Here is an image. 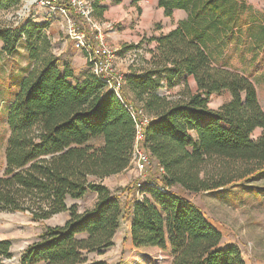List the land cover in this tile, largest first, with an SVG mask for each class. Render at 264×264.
Here are the masks:
<instances>
[{"label":"trees","instance_id":"obj_1","mask_svg":"<svg viewBox=\"0 0 264 264\" xmlns=\"http://www.w3.org/2000/svg\"><path fill=\"white\" fill-rule=\"evenodd\" d=\"M98 3L92 1L95 18ZM157 6L164 17L174 10L187 17L146 40L156 46L124 76L122 99L131 96L151 117L143 144L164 170L165 190L139 185L143 197L123 204L102 184L131 167L135 128L123 103L90 72L74 80L67 66L60 70L43 26L22 20L0 27L3 50L11 54L23 41L33 64L7 112L0 213L27 212L35 221L69 213L23 250L19 264H105L88 256L112 247L126 218L132 246L168 250L170 264H245L239 248L221 247L222 236L204 213L172 189L211 192L233 179L264 176V112L251 82L264 68V12L245 0H158ZM184 76L193 78L196 93L179 101L158 94ZM224 91L230 100L210 109L207 98ZM96 138L102 139L97 147ZM88 193L96 195L91 208L67 206ZM10 256V242L0 240V264Z\"/></svg>","mask_w":264,"mask_h":264},{"label":"rangeland","instance_id":"obj_2","mask_svg":"<svg viewBox=\"0 0 264 264\" xmlns=\"http://www.w3.org/2000/svg\"><path fill=\"white\" fill-rule=\"evenodd\" d=\"M33 0H0V27L16 26L18 22L30 20L44 27L43 34L47 36L48 52L58 60L60 70L67 66L73 71L74 80H82L88 74L84 52L74 47L70 35V28L66 17L51 14L32 3ZM252 9L264 12V0H245ZM27 9H24V8ZM148 7V6H147ZM149 8V7H148ZM187 17L183 11L173 12L169 18L157 14V6L143 12L137 9L133 16L126 17L119 22L98 20V29L88 30L87 27L77 25L76 29H86L91 40L96 43L103 41L115 54V69L123 76L131 69L138 67L142 59L148 60V50L154 49L155 42L146 40L151 36L158 37L176 28ZM143 43L137 47L130 45ZM264 57V53H263ZM28 60L27 50L20 41L15 50L9 54L3 50L0 43V177L5 169V145L9 135L7 126V112L14 94L18 90L21 78L32 67ZM75 73V74H74ZM258 102L264 112V68L251 79ZM196 93V84L192 77H180L170 90L165 87L158 90V94L166 96L170 101L185 100ZM230 100L227 91L212 94L207 98L210 109H218ZM130 103H134L129 101ZM259 131H255V139ZM91 144L100 146V138L93 139ZM161 173L152 162L143 173H139L135 166L127 171L103 180L112 193L118 196L120 202L133 200L137 197L139 185L159 183ZM231 178V177H230ZM160 184V183H159ZM127 191L122 193V188ZM174 193L189 200L197 206L207 220L217 228L221 234V247L229 244L236 245L245 264H264V176L258 180L233 179L229 184L211 192L190 193L180 187L173 188ZM95 193H88L78 200H67V206L75 205L78 212H83L93 206ZM69 217L68 212L53 215L47 220L35 221L29 213H0V240L10 242V258L3 259L4 264H19L23 250L35 242L47 227L62 225ZM125 223L121 222L119 232L115 236L114 245L103 251V254H90L88 260L103 261L105 264H168L170 260L168 250L158 248H134L127 241ZM78 238H81L79 236Z\"/></svg>","mask_w":264,"mask_h":264},{"label":"built area","instance_id":"obj_3","mask_svg":"<svg viewBox=\"0 0 264 264\" xmlns=\"http://www.w3.org/2000/svg\"><path fill=\"white\" fill-rule=\"evenodd\" d=\"M33 4L47 10L51 14H59L67 18L70 35L77 50L84 52L90 74L99 77L105 83L106 90L112 91L123 103L134 122L135 136L131 156V166H135L139 173H143L151 166L153 159L143 144V130L151 121V117L140 106L133 103H124L122 88L124 76L115 69V54L103 41L94 43L86 29H76L77 25L85 26L88 30L98 29L93 14L92 0H33ZM157 170L163 174V168L154 162ZM161 191H164L159 183H156ZM143 194L137 190L136 200H140Z\"/></svg>","mask_w":264,"mask_h":264},{"label":"crops","instance_id":"obj_4","mask_svg":"<svg viewBox=\"0 0 264 264\" xmlns=\"http://www.w3.org/2000/svg\"><path fill=\"white\" fill-rule=\"evenodd\" d=\"M92 1H95V0H92ZM157 2H158V0H141V1L137 2V3H135V4H132L131 0H118L117 2L114 1V0H99V3L97 5V11H96L97 16H96V18L98 20H100L102 18V19H104L105 21H108V22H112V21L119 22V21L124 20L126 17L133 16V14L135 13V11L137 9H142V11L144 13L147 12L149 9L152 10L154 5L157 6ZM100 8H103V9L101 10ZM177 11L181 12V10H174V12H177ZM157 14L159 16H161V17L164 16L163 15V10L158 8V6H157ZM164 18H169V17H164ZM128 100L132 101L131 96H129ZM257 130L259 131V134H258V136H259L260 132H261V129L257 128V129H255L253 131V133L255 131H257ZM253 133H252V135H253ZM252 135H251V137H252ZM100 140L102 141L101 138H100ZM108 178H110V177H108ZM106 179L107 178H105L104 180H106ZM177 195H179V193H177ZM122 222H124L125 223L124 225H126L124 227L126 229L127 241H129L131 243L130 233H129V230H130V219L126 218ZM118 232H119V228H118L116 234L113 237V243H114L115 236L117 235ZM170 261H171V258H170L168 264H170Z\"/></svg>","mask_w":264,"mask_h":264},{"label":"water","instance_id":"obj_5","mask_svg":"<svg viewBox=\"0 0 264 264\" xmlns=\"http://www.w3.org/2000/svg\"><path fill=\"white\" fill-rule=\"evenodd\" d=\"M24 9H27L26 7Z\"/></svg>","mask_w":264,"mask_h":264}]
</instances>
